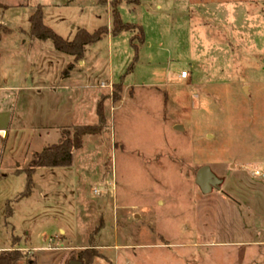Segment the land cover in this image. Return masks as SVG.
Returning <instances> with one entry per match:
<instances>
[{"label":"rangeland","instance_id":"1","mask_svg":"<svg viewBox=\"0 0 264 264\" xmlns=\"http://www.w3.org/2000/svg\"><path fill=\"white\" fill-rule=\"evenodd\" d=\"M133 1L116 11L143 42L107 35L75 62L29 34L30 16L42 6L66 40L112 27L113 0H0V254L264 264V0ZM87 125L100 133L69 166L31 171L22 198L35 155ZM204 166L222 182L202 194Z\"/></svg>","mask_w":264,"mask_h":264},{"label":"trees","instance_id":"2","mask_svg":"<svg viewBox=\"0 0 264 264\" xmlns=\"http://www.w3.org/2000/svg\"><path fill=\"white\" fill-rule=\"evenodd\" d=\"M99 3L104 4L106 0ZM122 3V0H113L111 3V16L113 18L112 27L109 30L107 27L101 26L96 31L89 33L85 29H78L71 39H62L60 36L55 34L52 29L45 26L42 18V6H38L34 13L30 16L29 34L35 37L37 40L45 42L50 41L53 49L62 54L69 55L74 58L75 62L81 60L84 56V48L100 42L105 36L112 35L117 37L122 31H133L136 29L140 32L139 42H143V32L137 25H129L123 23L117 14L116 7ZM131 4L130 2H127ZM135 5L139 4V0H134ZM135 49V46H133ZM74 69L71 63H68L66 68L62 71V78L69 76V73ZM99 123H103L105 116H103V102L98 103L95 112ZM73 134L63 135L61 141L52 147L43 149L42 152L35 155L34 159L29 164V170L26 171L27 188L22 195L26 197L29 195L28 187L31 178V171L38 167H67L72 161V152L78 150L82 146V140L88 135H97L100 133V127L96 125L78 126L76 127ZM12 209L10 205L6 203L5 218L10 217ZM22 258L19 251L13 250L0 254V264H18Z\"/></svg>","mask_w":264,"mask_h":264},{"label":"water","instance_id":"3","mask_svg":"<svg viewBox=\"0 0 264 264\" xmlns=\"http://www.w3.org/2000/svg\"><path fill=\"white\" fill-rule=\"evenodd\" d=\"M178 126H176V129L178 130ZM195 182L198 188L200 189L201 193H208L211 190L215 189L217 190L221 184V180L216 178L214 174L212 173L210 167L204 166L200 168L196 175H195ZM69 264H81L79 262H70Z\"/></svg>","mask_w":264,"mask_h":264},{"label":"built area","instance_id":"4","mask_svg":"<svg viewBox=\"0 0 264 264\" xmlns=\"http://www.w3.org/2000/svg\"><path fill=\"white\" fill-rule=\"evenodd\" d=\"M188 76V72L184 70V72H181L180 75L178 76L179 80L181 81H185V79ZM256 175L262 176L264 177V173H259L258 171H256Z\"/></svg>","mask_w":264,"mask_h":264},{"label":"crops","instance_id":"5","mask_svg":"<svg viewBox=\"0 0 264 264\" xmlns=\"http://www.w3.org/2000/svg\"><path fill=\"white\" fill-rule=\"evenodd\" d=\"M109 29H111V27H110ZM108 36H110V37H112V38H113V36H112V35H110V34H109ZM82 63H83V62H82ZM3 132H4V131L0 129V136H1V137H3ZM257 171H258V170H257Z\"/></svg>","mask_w":264,"mask_h":264}]
</instances>
